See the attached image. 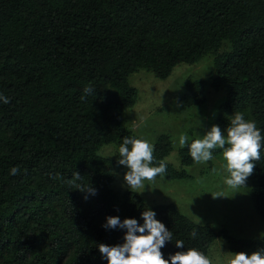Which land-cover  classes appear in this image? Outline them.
Wrapping results in <instances>:
<instances>
[{
    "label": "trees",
    "instance_id": "obj_1",
    "mask_svg": "<svg viewBox=\"0 0 264 264\" xmlns=\"http://www.w3.org/2000/svg\"><path fill=\"white\" fill-rule=\"evenodd\" d=\"M210 53V86L225 89L213 125L223 130L240 112L264 135V0H0V94L10 99L0 101V264H108L97 245L122 244L126 229H105V218L143 224L145 209L173 234L164 259L188 248L207 256L218 237L233 253L264 249V236L234 237L172 203L145 208L137 192L111 187L119 157L98 153L137 138L121 124L136 100L130 74L144 68L164 79ZM203 84L187 82L177 104H203ZM171 150L159 135L153 166ZM178 155L182 166L194 163L187 147ZM165 163V177L190 176ZM255 163L250 196L264 223V147ZM14 166L18 175L9 174ZM57 173L62 179L50 178ZM89 185L95 195L77 190Z\"/></svg>",
    "mask_w": 264,
    "mask_h": 264
},
{
    "label": "rangeland",
    "instance_id": "obj_2",
    "mask_svg": "<svg viewBox=\"0 0 264 264\" xmlns=\"http://www.w3.org/2000/svg\"><path fill=\"white\" fill-rule=\"evenodd\" d=\"M229 49L227 41L220 48ZM213 57L210 53L191 64L179 63L164 79L144 68L129 75V84L135 87L137 94L134 104L122 112L121 124L152 145L159 135L166 134L172 150L163 160L176 169L184 168L190 175L181 179L157 176L154 182L144 181L146 185L141 193H138L141 189L135 192L142 198L145 208L172 203L198 224H207L216 230L224 227L237 238H262L264 223L251 201L250 180L247 178L244 188L227 186L224 181L229 174L224 168L221 151L213 153V159L206 163L194 162L189 166L180 163L179 136L186 133L189 140L203 136L213 125L219 105L225 99L224 88L216 90L210 86L214 76ZM194 80L203 81L206 100L203 104L182 108L177 104V97L185 92L186 83ZM98 153L118 159L115 143L102 145ZM111 171L114 175L111 187L119 191L130 190L123 179L128 171L126 166L115 165ZM217 194L222 196L213 197ZM229 252L226 241L218 237L210 245L206 257L211 264H227Z\"/></svg>",
    "mask_w": 264,
    "mask_h": 264
},
{
    "label": "clouds",
    "instance_id": "obj_3",
    "mask_svg": "<svg viewBox=\"0 0 264 264\" xmlns=\"http://www.w3.org/2000/svg\"><path fill=\"white\" fill-rule=\"evenodd\" d=\"M84 91L87 94L93 92V89L88 86ZM0 101L7 104L10 99L0 94ZM188 141L186 133L179 136L180 148L187 147L189 155L196 163H206L213 159V152L216 149L221 151L222 159L225 161L224 168L229 174L224 183L233 189L245 187L247 178L253 174L255 162L261 159V148L264 147V135L261 134L256 122L246 120L240 112L230 116L225 129L221 130L219 126L212 125L203 136L191 143ZM153 152L154 145L142 138L124 137L119 145L117 163L128 169L123 179L131 191L141 189L138 192L141 193L146 185L144 181L154 182L157 176L163 177L166 174L165 162L160 161L158 166H153L155 161ZM19 173L18 166L12 167L9 172L10 175ZM74 177L78 180L81 176L75 173ZM50 178L62 179L58 173L51 175ZM77 190L95 195V189L90 185L86 189L78 187ZM219 196L222 195H213ZM140 215L143 224L131 218L123 221L117 216L105 218L106 222L102 225L105 229H126L122 244L97 245L99 253L108 264H211L209 258L195 248L177 251L164 259L161 249L166 242L172 241V232L155 219L154 211L145 209ZM190 235L195 238L197 233L193 230ZM175 245L177 248H184L182 240H177ZM228 255L230 259L227 264H264V249L254 251L250 255L245 252H229Z\"/></svg>",
    "mask_w": 264,
    "mask_h": 264
}]
</instances>
